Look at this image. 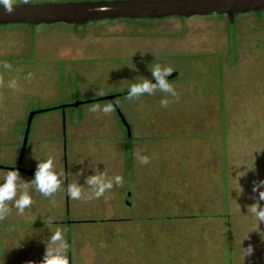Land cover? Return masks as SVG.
Masks as SVG:
<instances>
[{
	"label": "rangeland",
	"instance_id": "rangeland-1",
	"mask_svg": "<svg viewBox=\"0 0 264 264\" xmlns=\"http://www.w3.org/2000/svg\"><path fill=\"white\" fill-rule=\"evenodd\" d=\"M70 1L83 0L30 3ZM3 51L52 53L64 58L56 62L13 61L10 70L0 64L4 80L0 86V165L7 167L14 166L20 155L28 118L24 103L42 110L41 102L48 97L58 104L52 107H58L101 98L95 95L100 89L107 94L104 97L126 93L130 84L140 78L153 81L150 66L156 63L179 72L177 78L169 80L179 93V101L168 108L161 107L164 94L160 92L135 101H129L127 95L117 99L133 141L134 137H142L152 144L149 164H140L137 158L129 171L125 155L105 160L99 139L88 142L93 144L88 161L82 158L75 163L65 140L57 150L46 145V151L30 158L33 165L29 169L35 171L38 160L53 156L57 169L65 170L64 187L75 181L84 186L85 178L95 174L92 167L106 169L109 176L123 177V185L114 186L108 193L110 199L84 201L90 218L73 221L75 227L91 230L85 244L83 236L76 240V249L86 260L92 264H264V223L259 232L253 231L255 221L247 209L258 197V192H252L253 181L264 180V12L259 16L239 15L234 25L227 17L211 15L106 20L84 26H0V52ZM72 55L76 58L66 59ZM41 69L59 70L60 86L63 85L57 94L43 91L39 96L22 91L24 86L19 85L17 90L21 91L7 87L8 80L16 79L20 84L26 72L34 75ZM68 80L72 82L71 91L66 89ZM9 105L10 110L6 109ZM89 105L66 110L82 117ZM35 122L36 119L32 130ZM67 126L66 117L62 125L65 134ZM82 169L83 175L76 176ZM3 171L6 170L0 172ZM238 172H245L239 180L244 189L240 197L233 190ZM20 174L24 180L34 178ZM56 195H61L69 209L72 199L66 192L61 190ZM260 203L264 206V201ZM52 208L45 198L43 209H34L40 224L30 226L46 232L44 222L55 214ZM121 208H137L156 219L92 218L115 216ZM17 217L12 208L0 222V230L16 228ZM242 240V247H254V254L245 257L244 262Z\"/></svg>",
	"mask_w": 264,
	"mask_h": 264
},
{
	"label": "crops",
	"instance_id": "crops-1",
	"mask_svg": "<svg viewBox=\"0 0 264 264\" xmlns=\"http://www.w3.org/2000/svg\"><path fill=\"white\" fill-rule=\"evenodd\" d=\"M75 59V55L67 57L66 59ZM47 60V61H59L64 60L63 57H60L57 54H42L41 52H12V51H3L0 52V64L4 61L13 62V61H22V60ZM21 64V63H20ZM39 70L34 75L29 72L28 74L22 75V78L19 79L20 86H24L22 91H27L29 94L39 93V96H42L43 91L49 93H53V91L57 94L60 86L59 80V70L55 69L50 70ZM10 81V80H8ZM55 84V87L53 88ZM66 89L68 91L72 90V82L68 80L66 82ZM50 89V90H49ZM13 90V89H12ZM21 91V90H14ZM107 95V94H105ZM50 97L44 99L41 102L40 108H52V106H56L55 102ZM24 115H29L30 111L37 109L34 106L30 107L29 103L23 104ZM11 105L7 106L6 109L10 110ZM53 112V111H52ZM49 113V112H47ZM45 113V114H47ZM43 115V114H41ZM64 115L65 119L67 117L68 126L66 134L63 131L62 125L64 123ZM40 116V115H38ZM35 122V126L30 133L29 144L27 153H29V160L25 162L24 159V171L26 175H32L28 172H31L29 167H32L33 163L30 159L34 156H39L43 153V150L46 151V145L55 146L56 150L58 147L62 146V143L65 140L66 146L70 151V158H73L75 163L80 161L82 158L89 160V157L93 154V144L88 143L91 141H96L99 139V150L101 149V155H104L105 160H108L109 157H113L116 155L118 157H124L125 161L128 156V149L131 148V163L135 164V161L141 155H149L150 146L149 139L142 137H134V141L132 139V134L128 137V132H125L122 126V122L119 119V116L116 111L111 113L110 115H103L102 113H91L86 110L82 117L75 116L74 113H69L67 110H60L59 114H49L46 117H40ZM34 119V120H35ZM25 119L21 121L24 123ZM20 122V123H21ZM153 122V121H151ZM34 123V121H33ZM149 123V121L147 122ZM25 134V133H24ZM24 134H22L21 138V147L24 139ZM66 137V139H64ZM131 138V142L128 139ZM143 142H138L137 140H143ZM86 142V143H85ZM148 143V144H147ZM92 144V146H91ZM129 146V147H128ZM48 150V149H47ZM53 151V149H49ZM21 151V150H20ZM26 157V155H25ZM112 159V158H110ZM132 164L129 166V171L132 170ZM35 172V171H33ZM34 177V175H33ZM32 178L25 181H30ZM76 182V181H75ZM86 186V185H85ZM33 199L35 200V204L31 209H26L25 215L16 218V228L7 229L3 228L0 230V264H39V262L43 259V255L45 252L46 244L45 241L51 235L48 228H46V232L39 229H34L32 225H39L40 219L37 218L35 214V208L40 207L43 209L45 204V198L35 192L34 189L30 190ZM108 195V193H106ZM54 199L56 201L55 206L52 208L51 212L55 213L53 215V223L56 226H60L65 230V238L68 242L69 249V259L70 264H92L90 260H86L84 256L79 254V250L77 247V238L79 236H83L82 242H86L85 238L90 237L91 230L86 231L85 228L75 227V223L73 221H82V219L86 218L89 208H85L83 206V200H71V206L66 208L63 200L61 199V195L57 196L55 194ZM120 200V199H119ZM102 202V201H101ZM104 203L107 202L104 200ZM123 204V201L121 202ZM38 213V212H36ZM75 215L74 217H72ZM119 216V217H118ZM118 220H152L156 219V217L145 215L144 212L138 211L137 208L132 210L131 208H126L125 211L121 208L120 212H115V216L112 215H100L97 217H92L93 219H117ZM69 218L72 219V222H69ZM90 218V217H87ZM43 224V223H41ZM46 223H44L45 225ZM74 224V227L72 226ZM31 225V226H30ZM85 244V243H84ZM104 262H99L102 264ZM94 264V263H93Z\"/></svg>",
	"mask_w": 264,
	"mask_h": 264
},
{
	"label": "clouds",
	"instance_id": "clouds-1",
	"mask_svg": "<svg viewBox=\"0 0 264 264\" xmlns=\"http://www.w3.org/2000/svg\"><path fill=\"white\" fill-rule=\"evenodd\" d=\"M22 2L27 5L30 3V0H22ZM16 5H18V0H0V6H3L7 15H12L15 12ZM107 10L108 9L104 8L99 9V11ZM2 67L5 70H10L12 64L8 61H4L2 62ZM150 71L152 73V78L156 82L153 83L150 79L140 78L139 82H133L130 84L126 98L129 101H135L144 95H154L155 93L160 92L164 94V98L160 100L161 107L168 108L171 103L178 102L179 93L167 79V77L174 72V69L170 66L156 63L153 66H150ZM3 85L4 80L2 75H0V86ZM7 87L17 90L19 89V84L16 79H12L8 82ZM95 95L97 97H104L105 92L103 89H100L96 91ZM168 97H173L174 100H170ZM88 111L91 113L110 115L115 111V107L112 101L97 102L90 104L88 106ZM138 161L143 165H147L151 162L150 157L147 155L138 157ZM92 168L95 174L88 175L85 178L87 189H85V185L82 186L77 181L68 183L67 186L64 187L66 179L65 170L64 168L57 169L55 158L51 155L45 160H38L34 178L30 181L22 179L19 170L0 172V178L3 180V182L0 183V222H3L11 214L12 208H15L17 215L20 216L25 215L26 209L32 208L35 204V200L31 195V189H34L39 195L48 198L53 207L56 204L54 196L61 190L65 191L67 196L72 200L91 201L100 199L101 197L105 200L110 199L106 193H110L114 186H122L124 182L123 177L119 174L109 176L106 169L100 171L95 167ZM249 170H254V168ZM80 175H83V169L76 173V176ZM244 175L245 172L243 174L238 172L235 177L237 187L233 190H235L237 197L243 195L244 192V189L239 183L240 178ZM252 192H258V197H254L255 202L248 205L247 209L248 214L255 221V230L253 231L259 232L260 224L264 223V206L260 203L261 201H264V180L253 181ZM46 226L51 235L45 241V252L43 259L39 264H70L68 254L69 245L65 238V230L60 226L54 225L52 217L47 219ZM248 234L244 239L248 238ZM262 237H264V235H262ZM243 240L241 242V255L244 262L245 257H251L254 254V247L251 244L246 248L242 247Z\"/></svg>",
	"mask_w": 264,
	"mask_h": 264
},
{
	"label": "water",
	"instance_id": "water-1",
	"mask_svg": "<svg viewBox=\"0 0 264 264\" xmlns=\"http://www.w3.org/2000/svg\"><path fill=\"white\" fill-rule=\"evenodd\" d=\"M103 8L108 10L99 11ZM260 12H264V0H83L56 3L38 2L27 5L19 3L15 6V12L12 15H7L3 6H0V26H51L57 24L84 26L106 20H162L172 17L190 19L211 15H225L229 23L234 25L237 16ZM178 76L179 72H173L167 79L173 80ZM152 82L155 83L156 81L153 80ZM127 93L109 95L94 100L77 101L73 104L42 110H32L27 118L18 165L12 167L0 165V171L19 170L22 172L25 170L23 164L33 121L36 116L47 112L65 111L68 108H77L95 102L112 101L130 137L131 127L117 103V99L127 95ZM28 173L35 174L33 171Z\"/></svg>",
	"mask_w": 264,
	"mask_h": 264
},
{
	"label": "trees",
	"instance_id": "trees-1",
	"mask_svg": "<svg viewBox=\"0 0 264 264\" xmlns=\"http://www.w3.org/2000/svg\"><path fill=\"white\" fill-rule=\"evenodd\" d=\"M263 12H260V13H255V15L256 16H259V15H261ZM220 17H227V16H225V15H222V16H220ZM238 18V16L236 17V19ZM183 19V18H182ZM230 24V23H229ZM231 25V24H230ZM131 140V138L130 139H128V141L129 142H131L130 141ZM129 147V146H128ZM129 151H128V156H127V164H128V166H130V164H131V157H132V153H131V148L129 147V149H128Z\"/></svg>",
	"mask_w": 264,
	"mask_h": 264
},
{
	"label": "flooded vegetation",
	"instance_id": "flooded-vegetation-1",
	"mask_svg": "<svg viewBox=\"0 0 264 264\" xmlns=\"http://www.w3.org/2000/svg\"><path fill=\"white\" fill-rule=\"evenodd\" d=\"M18 162H19V158H18V161L15 163V165H14V166H17V165H18Z\"/></svg>",
	"mask_w": 264,
	"mask_h": 264
}]
</instances>
